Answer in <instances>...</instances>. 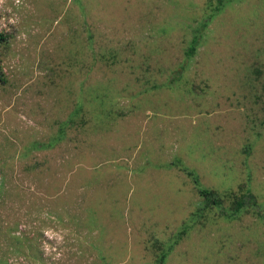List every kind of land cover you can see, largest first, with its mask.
I'll list each match as a JSON object with an SVG mask.
<instances>
[{
  "label": "rangeland",
  "instance_id": "rangeland-1",
  "mask_svg": "<svg viewBox=\"0 0 264 264\" xmlns=\"http://www.w3.org/2000/svg\"><path fill=\"white\" fill-rule=\"evenodd\" d=\"M0 21V264H264V0ZM196 185L249 193L232 212Z\"/></svg>",
  "mask_w": 264,
  "mask_h": 264
},
{
  "label": "trees",
  "instance_id": "trees-1",
  "mask_svg": "<svg viewBox=\"0 0 264 264\" xmlns=\"http://www.w3.org/2000/svg\"><path fill=\"white\" fill-rule=\"evenodd\" d=\"M218 2L220 0H217ZM194 38L195 36H192L191 40H190V44L187 47L186 53H190L193 50L194 47ZM1 36H0V41H1ZM187 176L190 177V179L192 180V182L195 184H198L197 182V178L195 176V174L193 172H187L186 173ZM197 186V192L200 195L199 197L207 204H212V205H217L220 203V201L223 199H228L229 203L231 204V209L232 212H237L239 207L243 204V197L245 194L249 193L248 191H245L244 188L239 187V189L242 191V193H240L239 196H235V194L231 193V192H221L218 193L216 191H213L211 189H205L202 188L201 186L198 187ZM245 191V192H244ZM249 195V194H248ZM251 195V194H250ZM249 197V196H248ZM252 198V197H251ZM253 199V198H252ZM254 201L252 200V203ZM160 260L158 261V263L156 262V264H159Z\"/></svg>",
  "mask_w": 264,
  "mask_h": 264
},
{
  "label": "clouds",
  "instance_id": "clouds-1",
  "mask_svg": "<svg viewBox=\"0 0 264 264\" xmlns=\"http://www.w3.org/2000/svg\"><path fill=\"white\" fill-rule=\"evenodd\" d=\"M5 3V0H0V5H3ZM16 3L19 4L20 0H16ZM12 23H15V21H10ZM0 23H3V21H0Z\"/></svg>",
  "mask_w": 264,
  "mask_h": 264
},
{
  "label": "crops",
  "instance_id": "crops-1",
  "mask_svg": "<svg viewBox=\"0 0 264 264\" xmlns=\"http://www.w3.org/2000/svg\"><path fill=\"white\" fill-rule=\"evenodd\" d=\"M214 191V190H213Z\"/></svg>",
  "mask_w": 264,
  "mask_h": 264
}]
</instances>
